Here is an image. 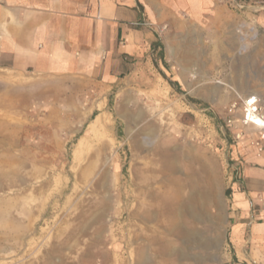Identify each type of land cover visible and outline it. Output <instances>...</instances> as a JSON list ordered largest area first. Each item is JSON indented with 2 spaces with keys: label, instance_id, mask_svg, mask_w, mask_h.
<instances>
[{
  "label": "rangeland",
  "instance_id": "rangeland-1",
  "mask_svg": "<svg viewBox=\"0 0 264 264\" xmlns=\"http://www.w3.org/2000/svg\"><path fill=\"white\" fill-rule=\"evenodd\" d=\"M231 19L157 13L112 86L0 71V264L234 263L227 84L255 85L264 20L243 42Z\"/></svg>",
  "mask_w": 264,
  "mask_h": 264
},
{
  "label": "crops",
  "instance_id": "crops-1",
  "mask_svg": "<svg viewBox=\"0 0 264 264\" xmlns=\"http://www.w3.org/2000/svg\"><path fill=\"white\" fill-rule=\"evenodd\" d=\"M228 9L236 36V26L251 13L231 0H0V71L16 77H63L82 87L90 80L112 86L133 72L136 58L148 50L154 37L145 22L157 13H186L190 24L194 19L208 24ZM259 15L253 16L261 23L263 12ZM239 70L246 73L243 64ZM255 78L251 87L247 76L239 85L223 83L232 89L234 100L237 93L264 94V63ZM227 127L221 149L232 169L225 223L233 264H264V151L259 153L252 143L259 131L239 122ZM237 132H243L239 139ZM224 264H232L231 259Z\"/></svg>",
  "mask_w": 264,
  "mask_h": 264
},
{
  "label": "built area",
  "instance_id": "built-area-1",
  "mask_svg": "<svg viewBox=\"0 0 264 264\" xmlns=\"http://www.w3.org/2000/svg\"><path fill=\"white\" fill-rule=\"evenodd\" d=\"M231 3L236 8L247 9L255 16V13L264 10V0H231ZM254 16L245 18L236 26V33L243 42L247 39H255L259 36L258 19ZM244 51V49H242ZM238 100L230 103L228 107L227 123L235 126L237 122L243 126L249 125L255 127L259 131V138L253 140V144L257 147L258 152L264 151V94L253 92L247 96L237 93ZM239 117L237 121L236 117ZM243 132H237L236 138H241ZM232 175V173H231Z\"/></svg>",
  "mask_w": 264,
  "mask_h": 264
},
{
  "label": "bare ground",
  "instance_id": "bare-ground-1",
  "mask_svg": "<svg viewBox=\"0 0 264 264\" xmlns=\"http://www.w3.org/2000/svg\"><path fill=\"white\" fill-rule=\"evenodd\" d=\"M246 46H247V43H246Z\"/></svg>",
  "mask_w": 264,
  "mask_h": 264
}]
</instances>
